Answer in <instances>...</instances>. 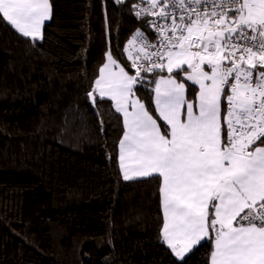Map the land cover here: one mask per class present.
Returning a JSON list of instances; mask_svg holds the SVG:
<instances>
[{
  "label": "snow or ice",
  "instance_id": "6c2138e0",
  "mask_svg": "<svg viewBox=\"0 0 264 264\" xmlns=\"http://www.w3.org/2000/svg\"><path fill=\"white\" fill-rule=\"evenodd\" d=\"M113 5L138 27L116 55L108 40L85 96L98 118L122 117L123 181L159 183L156 243L171 264L205 244L210 264H264V0ZM52 19L50 0H0V21L33 47Z\"/></svg>",
  "mask_w": 264,
  "mask_h": 264
},
{
  "label": "trees",
  "instance_id": "16d2710c",
  "mask_svg": "<svg viewBox=\"0 0 264 264\" xmlns=\"http://www.w3.org/2000/svg\"><path fill=\"white\" fill-rule=\"evenodd\" d=\"M50 3L35 47L0 21V264H171L156 243L158 181H123L122 117L98 118L85 96L108 40L116 55L137 22L113 0ZM211 250L188 264H210Z\"/></svg>",
  "mask_w": 264,
  "mask_h": 264
},
{
  "label": "crops",
  "instance_id": "0c3cea01",
  "mask_svg": "<svg viewBox=\"0 0 264 264\" xmlns=\"http://www.w3.org/2000/svg\"><path fill=\"white\" fill-rule=\"evenodd\" d=\"M104 62H106V57H105V61H104ZM104 62H103V63H104ZM101 66H102V65H101ZM97 77H98V76H97ZM197 88H198V86H197ZM142 102H143V100H142ZM121 138H122V136H121ZM121 174H122V172H121Z\"/></svg>",
  "mask_w": 264,
  "mask_h": 264
},
{
  "label": "built area",
  "instance_id": "2783aa9c",
  "mask_svg": "<svg viewBox=\"0 0 264 264\" xmlns=\"http://www.w3.org/2000/svg\"><path fill=\"white\" fill-rule=\"evenodd\" d=\"M127 45H126V42H125V44H124V47H126Z\"/></svg>",
  "mask_w": 264,
  "mask_h": 264
}]
</instances>
